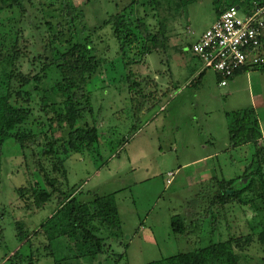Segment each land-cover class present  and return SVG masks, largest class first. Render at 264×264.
Segmentation results:
<instances>
[{
  "label": "rangeland",
  "instance_id": "obj_1",
  "mask_svg": "<svg viewBox=\"0 0 264 264\" xmlns=\"http://www.w3.org/2000/svg\"><path fill=\"white\" fill-rule=\"evenodd\" d=\"M71 2L83 11L85 25L79 27L73 40L62 0H25L24 10H1L0 54L6 57L0 64V73L4 69L14 70L17 81L12 89L21 92L20 98H26L25 91L30 92L25 106L30 108L31 115L23 127L37 131L39 122L48 125V118L54 115L51 105L56 103L59 107L64 99L60 95L54 97L48 89L56 79L53 72L44 69L45 62L53 56L52 44L66 51L77 40L90 37L93 53L100 59L86 87L91 111H84L77 123L97 128V151L64 155V189L80 187L79 191H84L81 199L85 201L95 194L114 193L124 236L120 241L107 240L111 248L94 262L82 259L81 264H147L231 236L242 238L245 249L237 250L242 256L250 262L263 263L264 246L257 240L245 243L253 232L248 222L255 212L235 201L220 210L210 205L213 191L209 183L239 177L252 160L254 146L234 143L251 137L258 138L259 145L264 147V69H251L221 86L216 72L206 69L192 49L218 19V8L224 1ZM240 13L244 15L243 10ZM118 14L124 16L133 31L141 27L157 36L159 48H151L150 42L152 50L146 54L139 44L123 49L112 25L105 23ZM13 47L17 54L10 59ZM200 70H205L202 78L197 80L198 74L192 79ZM42 75L44 78L36 88L34 76ZM22 78H30L31 84L20 87ZM170 96L172 100L165 110L159 111ZM45 97L50 99L46 109L42 101ZM229 128L233 129L232 134ZM46 130L54 138H65L71 129L67 124L54 123L50 130L48 127L42 131ZM43 144V134L29 148H22L14 138L4 144L0 261L19 247L18 221H22L23 231L38 229L56 208V198L37 208L32 201L28 205L16 192L21 186H29L28 181L39 182L40 188L45 189L32 154L36 152L38 157ZM169 172L175 174L170 184ZM176 215L185 222L188 234L173 231L172 219ZM214 217L216 227L212 223ZM102 236L106 238L107 232ZM33 264L55 263L42 250Z\"/></svg>",
  "mask_w": 264,
  "mask_h": 264
},
{
  "label": "trees",
  "instance_id": "obj_2",
  "mask_svg": "<svg viewBox=\"0 0 264 264\" xmlns=\"http://www.w3.org/2000/svg\"><path fill=\"white\" fill-rule=\"evenodd\" d=\"M223 1L218 8V16L224 10L236 5H240L248 13L264 8V0ZM24 2L25 0H0V11L11 8L24 10ZM62 5L63 15L69 27L68 31L72 34L71 40H73L77 36L79 27L84 25V13L74 6L71 0H62ZM123 17L119 14L112 15L105 21L112 25L123 49L127 45L139 44L143 53L146 54L152 50L151 48H159L157 36H153L148 30H142L141 27L133 31L132 26ZM150 42L152 47L149 45ZM262 42L264 48V35ZM15 43L17 41L13 45ZM90 44V37L77 40L66 51L52 44L53 56L45 62L44 69L53 72L56 79L48 89L54 97L60 95L64 99L59 107L55 106L56 103L51 105L54 115L48 118V125L39 122L37 131L41 130L40 132L23 127L31 115L30 108L25 106V103L30 101V92L25 91L26 98H20L21 92L15 93L12 89L13 83L17 81V74L15 75L14 70L4 69L0 73V181L5 142L14 138L22 148H29L35 145L39 135L43 134L44 146L38 151V157H36V152L32 154L35 158L36 170L42 175L46 187L42 189L39 182L33 184L28 181L29 186H21L16 192L19 197L24 198L28 205L32 201L37 208L43 207L52 198H56L57 203L53 215L43 221L38 229L23 231L22 221L17 222L19 248L26 243L14 253L12 251L6 253L0 263L4 261L5 264H33L38 252L42 250L47 251V255L53 258L55 264H81L82 259L94 262L99 255L111 248L107 240L120 241L123 239L120 213L114 193L95 194L90 200L85 201L81 199L84 191L76 192L79 187L64 189L67 182L64 155L71 152L83 153L86 150L95 152L100 139L95 126L89 123L77 126L84 116V111H91L90 94L86 87L92 74L100 65V59L93 53ZM16 54V48L13 47V52L9 55L10 59L16 57ZM5 57L6 55L0 54V64L5 61ZM260 68L264 69V64L245 67L239 70L234 77L251 69ZM204 73L205 70L199 74L197 80H200ZM217 76L221 80L218 74ZM47 77L46 75L45 78ZM42 78L44 75L34 76L33 80L38 82L36 88H39L38 85L42 82ZM22 79L20 87L31 84L30 78ZM14 97L16 98L13 101ZM42 101L45 109L49 107V98L45 97ZM51 110H47L46 113H50ZM54 123L67 124L71 129L68 136L54 138L51 131V133H47V130L42 131L48 127L50 130ZM229 131L230 134L233 133L232 128H229ZM231 143H234L233 138ZM234 144L254 146L252 160L239 177L212 181L216 186L212 182L209 183L211 187L209 189L213 191L210 205L211 208L215 206L220 210L235 201L241 207H249L255 212L248 222L249 229L254 233L251 232L246 237L245 243L251 244L257 240L264 246V147L259 145L258 138L251 137H245ZM104 163L105 161L102 162ZM212 223L215 227L217 226L216 217ZM172 228L176 234H188L185 222L177 215L172 219ZM104 231L107 232L106 238L102 236ZM32 234L34 236L30 238ZM241 242V237L231 236L225 241L210 243L205 247L164 257L147 264H264V262H250L242 256L237 251L245 249ZM25 251L27 254L23 253ZM115 257L117 258V255Z\"/></svg>",
  "mask_w": 264,
  "mask_h": 264
},
{
  "label": "built area",
  "instance_id": "obj_3",
  "mask_svg": "<svg viewBox=\"0 0 264 264\" xmlns=\"http://www.w3.org/2000/svg\"><path fill=\"white\" fill-rule=\"evenodd\" d=\"M263 35L264 8L248 13L236 5L221 12L192 49L206 69L212 68L220 76V85L226 86L239 70L264 64ZM174 175L168 173L169 184Z\"/></svg>",
  "mask_w": 264,
  "mask_h": 264
},
{
  "label": "crops",
  "instance_id": "obj_4",
  "mask_svg": "<svg viewBox=\"0 0 264 264\" xmlns=\"http://www.w3.org/2000/svg\"><path fill=\"white\" fill-rule=\"evenodd\" d=\"M202 72V70H200V71H198V72H196L195 74H194V76L192 77V79L193 78H195L198 74H200ZM191 79V80H192ZM181 90V89H180ZM179 90V91H180ZM178 91V92H179ZM172 100V96H170V98L166 101V103H164V105H162V107L160 108V110L159 111H164L165 110V108L167 107V105L170 103V101ZM159 111L157 112V113H155L154 115H153V117L155 116V115H157L158 113H159ZM153 117H151V118H153ZM155 118V117H154ZM151 119H149V121H150ZM148 121V122H149ZM147 122V123H148ZM80 188V187H79ZM79 191V189L76 191V192H78ZM53 214H51L49 217H47L45 220H47L48 218H50L51 216H52ZM44 225V224H43ZM24 245V244H23ZM19 248V247H18ZM18 250V249H17ZM16 252V251H15ZM4 264V263H3Z\"/></svg>",
  "mask_w": 264,
  "mask_h": 264
},
{
  "label": "water",
  "instance_id": "obj_5",
  "mask_svg": "<svg viewBox=\"0 0 264 264\" xmlns=\"http://www.w3.org/2000/svg\"><path fill=\"white\" fill-rule=\"evenodd\" d=\"M231 193H233V191H231Z\"/></svg>",
  "mask_w": 264,
  "mask_h": 264
}]
</instances>
